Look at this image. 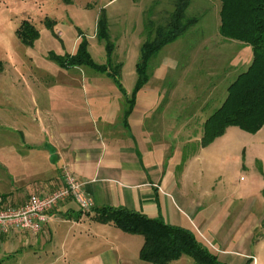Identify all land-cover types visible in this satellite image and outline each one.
I'll list each match as a JSON object with an SVG mask.
<instances>
[{
  "label": "rangeland",
  "instance_id": "rangeland-1",
  "mask_svg": "<svg viewBox=\"0 0 264 264\" xmlns=\"http://www.w3.org/2000/svg\"><path fill=\"white\" fill-rule=\"evenodd\" d=\"M175 2L0 0V164L8 167L25 149L24 126L41 134L34 102L87 105L97 119L113 108L112 100L124 99L121 114L131 99L134 125L154 107L149 115L159 116L161 160L187 182V227L222 263L264 264V125L255 131L228 125L200 143L204 119L253 54L251 45L219 33L220 0H189L185 18L196 21L150 58L138 87L136 63L148 24L167 22ZM99 18L106 35H97ZM24 20L37 31L32 42L17 34ZM81 44L90 61L78 64L71 57ZM39 236L38 245L24 244L15 264H82L79 254L86 258L91 245L73 239L62 248L47 227ZM6 247L0 240V264H13ZM170 264L195 263L182 255Z\"/></svg>",
  "mask_w": 264,
  "mask_h": 264
},
{
  "label": "crops",
  "instance_id": "crops-1",
  "mask_svg": "<svg viewBox=\"0 0 264 264\" xmlns=\"http://www.w3.org/2000/svg\"><path fill=\"white\" fill-rule=\"evenodd\" d=\"M124 105V99L112 100L113 108L95 119L87 105L34 102L42 132L24 126L25 149L13 155L8 167L0 164L1 206L19 205L30 194L52 191L63 183L62 169L66 168L84 181L92 207L82 212L68 199L47 213L38 232L10 230L0 234V240L7 242L8 261L17 263L24 244L29 249L38 245L40 232L47 227L62 248L73 239L79 247L91 244L86 258L79 254L82 264H140L136 259L142 236L95 221L93 210L102 206L125 207L190 229L182 209L187 208V182L183 174H172L173 168L161 160L158 114L149 115L154 108L149 106L134 125L131 112L124 116V108L120 114ZM3 257L0 255V260Z\"/></svg>",
  "mask_w": 264,
  "mask_h": 264
},
{
  "label": "trees",
  "instance_id": "trees-1",
  "mask_svg": "<svg viewBox=\"0 0 264 264\" xmlns=\"http://www.w3.org/2000/svg\"><path fill=\"white\" fill-rule=\"evenodd\" d=\"M188 5L189 0H176L167 22L157 25L149 22L136 63L138 87L147 78L145 66L150 58L196 21L194 17L185 18ZM219 15V33L223 37L251 45L253 54L248 66L227 86V94L221 104L205 118L201 145L221 135L228 125L249 131L264 125V0H220ZM98 21L97 35H106V20L99 18ZM17 34L22 41L32 42L37 31L30 22L24 20ZM85 44H81L78 53L71 57L73 62L80 64L90 61ZM127 101L128 108L124 116L128 115L133 104V100ZM93 213V219L97 222L112 223L124 232L141 235L143 242L138 257L143 261L169 264L187 255L195 264H225L204 247L188 228L171 225L161 218L148 217L125 207L102 206L95 208Z\"/></svg>",
  "mask_w": 264,
  "mask_h": 264
},
{
  "label": "built area",
  "instance_id": "built-area-1",
  "mask_svg": "<svg viewBox=\"0 0 264 264\" xmlns=\"http://www.w3.org/2000/svg\"><path fill=\"white\" fill-rule=\"evenodd\" d=\"M62 177L63 183L48 193L30 194L16 207L0 206V234L10 230L38 232L47 213L68 199L74 200L81 210H89L92 199L84 190V181L66 168L62 169Z\"/></svg>",
  "mask_w": 264,
  "mask_h": 264
}]
</instances>
